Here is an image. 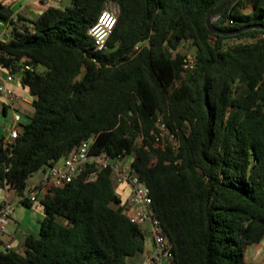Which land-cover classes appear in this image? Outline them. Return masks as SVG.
<instances>
[{"label": "trees", "instance_id": "trees-1", "mask_svg": "<svg viewBox=\"0 0 264 264\" xmlns=\"http://www.w3.org/2000/svg\"><path fill=\"white\" fill-rule=\"evenodd\" d=\"M227 1L71 0L19 27L0 0L12 26L0 65L34 97L14 143L0 139V190L43 210L37 235L22 253L0 250V264H129L145 251L109 170L26 198L35 174L88 140L91 154L132 156L175 264H245L264 238V29L224 36L207 21L222 32L264 27V0H232L215 19ZM110 2L117 24L97 52L89 31ZM184 43L195 49L192 71ZM159 122L177 150L156 140Z\"/></svg>", "mask_w": 264, "mask_h": 264}, {"label": "built area", "instance_id": "built-area-1", "mask_svg": "<svg viewBox=\"0 0 264 264\" xmlns=\"http://www.w3.org/2000/svg\"><path fill=\"white\" fill-rule=\"evenodd\" d=\"M46 1L51 2L55 0ZM112 6L116 8L113 9ZM118 15V6L112 2L108 3L97 23L90 29L89 35L93 40L95 51L104 52L107 49L108 41L117 24ZM11 21L13 23H18L19 19L15 17L12 18ZM147 44V41H145L137 45L135 47V52L140 51L142 47ZM195 65L196 58L194 54L187 55L184 60V70L192 71ZM0 68H2L1 65ZM26 68L29 69V67ZM16 75L17 74L7 73L5 83L15 82ZM20 79L21 78L18 77L19 82ZM5 83L0 84V95L6 99L7 104L13 105L25 101ZM14 123V127L10 129L7 138H5V147L14 143L20 135L22 125L18 116L14 117ZM157 126L159 134L156 135V140L162 141L164 137H167L177 150L179 145L174 139L173 134H171L161 122H159ZM91 147L92 140L82 142L65 159L42 172L38 186L27 193L26 198L30 202L35 203L42 191L50 188H62L80 177H84L85 182L92 183L100 172L109 170L115 184L127 186L130 190L129 199L125 204L126 215L132 223L138 225L153 241V251L147 264H175L173 246L164 234L160 220L152 208V199L149 189L142 183L138 175L132 169V156L125 155L112 158L107 152L91 154ZM14 211V204L0 206V233L7 232V226Z\"/></svg>", "mask_w": 264, "mask_h": 264}, {"label": "crops", "instance_id": "crops-1", "mask_svg": "<svg viewBox=\"0 0 264 264\" xmlns=\"http://www.w3.org/2000/svg\"><path fill=\"white\" fill-rule=\"evenodd\" d=\"M2 3L12 11V17H18L19 21L17 26H32V22L36 20L47 8L50 6L65 8L63 6L62 0H55L48 2L46 0H1ZM12 31V26L10 22H5L0 20V39L8 40ZM5 37H7L5 39ZM7 71L3 68H0V84L6 82ZM19 75H16V81L13 83H5L10 87L17 95L22 97L25 101L9 105L6 102V99L0 95V139L7 138L10 129L15 125L14 117L18 116L20 118L21 125L25 124L24 116L27 117L30 115L29 107H32V102L34 97L31 96L28 89L22 87L18 81ZM12 115L11 119L9 116ZM27 123V122H26ZM23 128L20 130L22 132ZM41 179V174L38 177V183L33 184L34 186L38 185ZM121 189V193L117 194L121 197L123 202H126L130 196V190L127 186L118 185ZM122 187V188H121ZM0 205L14 204L15 211L12 217L10 218L9 225L14 224L16 229L14 232L7 231L6 233H0V250L5 248H10L18 253H22L25 249V240L29 235H37L39 231V222L43 218V210L39 206H34L36 208L38 217V226L28 225V217L31 216V213L28 211L29 208L19 204L20 198L13 192L7 190H0ZM127 195L123 197V194ZM21 205L27 210L19 209L18 206ZM14 225L11 227L13 228ZM7 226V227H8ZM153 251V241L149 236H146V249L143 253L136 255L128 260L129 264H147L148 259ZM138 256H141L140 259L136 260ZM245 264H264V238L260 243H257L251 246L245 253L244 256Z\"/></svg>", "mask_w": 264, "mask_h": 264}, {"label": "rangeland", "instance_id": "rangeland-1", "mask_svg": "<svg viewBox=\"0 0 264 264\" xmlns=\"http://www.w3.org/2000/svg\"><path fill=\"white\" fill-rule=\"evenodd\" d=\"M63 1V6H66V7H68V6H71V0H62ZM112 8L113 9H115L116 7L115 6H112ZM181 51L184 53V54H186V55H193L194 53H195V49L191 46V44H189V43H184L183 45H182V48H181ZM38 70L39 71H44V68L43 67H38ZM29 111H30V113H32L33 112V108L32 107H29ZM11 117H12V115H10L9 116V118L11 119ZM28 121V119H27V117L26 116H24V122L26 123ZM41 174V172H38L37 174H35V176L31 179V182L33 183V184H37L38 183V177H39V175ZM122 188V187H121ZM115 189L117 190V192L119 193H121V189H119V186H118V184H115ZM0 195H1V193H0ZM127 195V193L126 194H123V197H125ZM18 208L19 209H22V210H27V208H25V207H23V206H21V205H19L18 206ZM30 213H31V216L30 217H28V221H27V224L29 225H35V227L36 226H38V215H37V211H36V208H31V209H29L28 210ZM12 225H14V224H11V225H9L8 227H7V231H10V232H14L15 231V229H16V227H15V225H14V227L12 228L11 226ZM140 257L141 256H138V258H136V260L138 259H140Z\"/></svg>", "mask_w": 264, "mask_h": 264}, {"label": "water", "instance_id": "water-1", "mask_svg": "<svg viewBox=\"0 0 264 264\" xmlns=\"http://www.w3.org/2000/svg\"><path fill=\"white\" fill-rule=\"evenodd\" d=\"M231 1H232V0H228V1H227L226 5L224 6V8H223V10H222V13H221L219 16H217L215 19L219 18V17L224 13V11L227 9V7H228L229 4L231 3ZM213 21H214V19H210V18H209L208 21H207V26H208L209 31L212 32V33H215V34H218V35H224V36H234V35H239V34L245 32V31L253 30V29H264V27H262V26H249V27H247V28H245V29H243V30H239V31H234V32H222V31H220V30H218V29H216V28L214 27V25H213ZM6 38H7V37H5V39H6ZM4 41H6V40H4Z\"/></svg>", "mask_w": 264, "mask_h": 264}]
</instances>
